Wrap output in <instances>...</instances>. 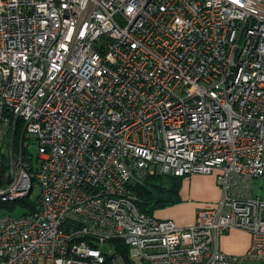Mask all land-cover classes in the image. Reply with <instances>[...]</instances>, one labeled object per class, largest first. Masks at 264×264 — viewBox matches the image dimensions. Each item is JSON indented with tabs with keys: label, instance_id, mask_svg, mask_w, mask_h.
Segmentation results:
<instances>
[{
	"label": "built area",
	"instance_id": "1",
	"mask_svg": "<svg viewBox=\"0 0 264 264\" xmlns=\"http://www.w3.org/2000/svg\"><path fill=\"white\" fill-rule=\"evenodd\" d=\"M0 149L2 201L40 186L0 264H264V0H0ZM171 171L221 188L191 226L138 207Z\"/></svg>",
	"mask_w": 264,
	"mask_h": 264
},
{
	"label": "crops",
	"instance_id": "2",
	"mask_svg": "<svg viewBox=\"0 0 264 264\" xmlns=\"http://www.w3.org/2000/svg\"><path fill=\"white\" fill-rule=\"evenodd\" d=\"M180 199L178 204L159 210L156 215L174 220L181 227H188L195 223L200 209L210 207L221 199V188L214 175L195 174L184 179ZM218 239L219 249L229 255H243L251 243L250 235L239 229L227 232Z\"/></svg>",
	"mask_w": 264,
	"mask_h": 264
},
{
	"label": "trees",
	"instance_id": "3",
	"mask_svg": "<svg viewBox=\"0 0 264 264\" xmlns=\"http://www.w3.org/2000/svg\"><path fill=\"white\" fill-rule=\"evenodd\" d=\"M17 145L18 143H16V150ZM23 151L26 156L27 153L30 152L29 147H23ZM28 162L32 168L35 166L31 163V159L29 158ZM182 181L183 179L181 178H170L165 176H155L147 179L145 181V184L143 186H140L138 190L139 209L144 213L153 214L158 210H162L178 204L181 201L179 194ZM0 184H3L2 180H0ZM30 198L31 197L20 200L21 205L28 209L27 213H29L30 211H35L37 209V198H35L34 200ZM13 208V204L5 203L0 200V212L3 209L13 210ZM122 246L123 245H119V248L121 254L126 260L125 262L127 264H135V262H133L129 258L126 248L124 246L123 248Z\"/></svg>",
	"mask_w": 264,
	"mask_h": 264
},
{
	"label": "rangeland",
	"instance_id": "4",
	"mask_svg": "<svg viewBox=\"0 0 264 264\" xmlns=\"http://www.w3.org/2000/svg\"><path fill=\"white\" fill-rule=\"evenodd\" d=\"M18 141L17 140H15V146H16V143H17ZM8 141L6 142V145H4V147L2 148V151L3 150H6V151H8ZM1 150V149H0ZM29 151L30 152H28L27 153V158H29V159H31V163L32 164H34V165H36L37 163H38V155H39V153H38V146H37V143L36 142H34V141H32V140H30L29 141ZM6 153L7 152H0V157H1V159H2V166H0V180H2V182H3V184H0V187L1 186H5L6 185V174H7V172H8V162H7V155H6ZM25 155V154H24ZM39 194H40V186L38 185V184H35L34 185V188H33V191H32V193H31V198L30 199H32V200H34L35 198H37L38 196H39ZM0 200L2 201V199H1V196H0ZM2 202H5V203H11V204H13L14 205V208H13V210H9V209H3L1 212H0V215H2V214H13V215H15V216H19V215H22V214H24V213H27L28 212V209L27 208H25V207H23L22 205H21V201L20 200H17V201H10V200H4V201H2ZM211 207V206H210ZM206 208H209V207H205V208H202V209H206ZM202 209H200L198 212H197V218H196V221H195V223L197 222V219H198V214H199V212L202 210ZM159 211V210H158ZM157 211V212H158ZM249 235H250V237H251V243H250V246H252L253 245V236L251 235V233L250 232H248V231H246ZM123 247V246H122ZM124 248V247H123ZM249 249V248H248ZM219 251L220 252H222L220 249H219ZM127 252L129 253V250H127ZM222 253H224V252H222ZM224 254H226V253H224ZM245 254V253H244ZM243 254V255H244ZM227 255H229V254H227ZM231 256H242V255H231ZM243 264H261L260 262H257V261H246V262H244Z\"/></svg>",
	"mask_w": 264,
	"mask_h": 264
},
{
	"label": "bare ground",
	"instance_id": "5",
	"mask_svg": "<svg viewBox=\"0 0 264 264\" xmlns=\"http://www.w3.org/2000/svg\"><path fill=\"white\" fill-rule=\"evenodd\" d=\"M191 173L190 174H187V175H176L174 172H169L168 173V175H163V174H159V175H155V176H165V177H170V178H181V179H183V181H184V179H187L188 177H191ZM155 176H152V177H155ZM149 178H151V177H147L145 180H144V182H143V184L142 185H140V186H143L144 184H145V181L147 180V179H149ZM183 181H182V183H183ZM140 186H138V188H137V192H138V190H139V187ZM3 186H1L0 188H2ZM181 187H182V185H181ZM180 190H181V188H180ZM180 195V194H179ZM31 197V196H30ZM14 201H17V200H14ZM138 206H139V201H138ZM157 212V211H156ZM156 212H154L153 214H151V215H153L154 217H156L157 219H159V220H166V219H162V218H159L157 215H156ZM168 220H171V219H168ZM219 236H221V235H216V242H217V247H218V250H219ZM218 237V238H217ZM125 248H126V250H127V246H124Z\"/></svg>",
	"mask_w": 264,
	"mask_h": 264
}]
</instances>
